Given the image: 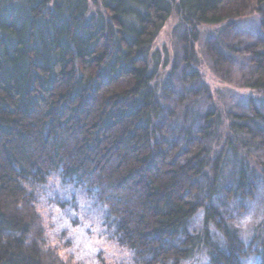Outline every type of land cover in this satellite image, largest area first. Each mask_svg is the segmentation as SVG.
<instances>
[{"label":"trees","instance_id":"1","mask_svg":"<svg viewBox=\"0 0 264 264\" xmlns=\"http://www.w3.org/2000/svg\"><path fill=\"white\" fill-rule=\"evenodd\" d=\"M252 4L264 32V0H0V264H70L43 245L25 187L49 172L95 191L137 264L194 263L199 255L203 264H243L250 255L264 264V209L245 243L218 204L255 191L248 120L213 102L199 114L197 139L193 114L182 121L183 140L165 146L158 124L173 69L158 71L148 57L173 16L183 27L182 72L199 80L202 27L231 26ZM260 48L246 86L264 97ZM247 99L252 119L264 122ZM230 153L235 172L225 177Z\"/></svg>","mask_w":264,"mask_h":264},{"label":"rangeland","instance_id":"2","mask_svg":"<svg viewBox=\"0 0 264 264\" xmlns=\"http://www.w3.org/2000/svg\"><path fill=\"white\" fill-rule=\"evenodd\" d=\"M259 17L252 4L246 14L230 19L234 21L231 26L202 27L196 51L200 81H192L182 72L183 27L175 17H170L160 29L148 55L152 62L158 61V71L163 64H167V70L173 69L162 96L164 110L158 124L159 138L165 146L169 147L173 140L177 143L183 140L182 121L193 114L196 117L191 129L193 140L197 139L202 123L199 114L213 102L248 120L249 132L243 139L251 146L248 165L256 176L255 191L252 196L223 197L218 201L224 219L238 229L245 243L251 242L253 228L264 209V122L252 119L247 99L252 96L258 113L264 115V97L246 86L254 81L258 60L254 51L261 50L264 43ZM235 164V156L230 153L223 168L225 177L234 174ZM25 187L44 225L46 248L54 249L70 264H137L132 251L122 247L114 236L113 219L94 190L65 182L57 172H49L43 182L28 178ZM231 187V183L227 184L226 194ZM201 219L199 212L190 222L191 229H198ZM197 258L199 262L184 264H203L202 255ZM243 264H257V258L250 255Z\"/></svg>","mask_w":264,"mask_h":264}]
</instances>
